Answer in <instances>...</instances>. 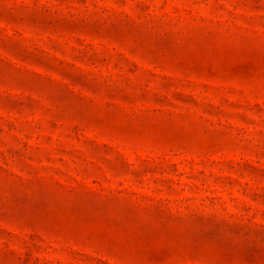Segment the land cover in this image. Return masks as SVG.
<instances>
[{
    "label": "rangeland",
    "instance_id": "rangeland-1",
    "mask_svg": "<svg viewBox=\"0 0 264 264\" xmlns=\"http://www.w3.org/2000/svg\"><path fill=\"white\" fill-rule=\"evenodd\" d=\"M0 264H264V0H0Z\"/></svg>",
    "mask_w": 264,
    "mask_h": 264
}]
</instances>
